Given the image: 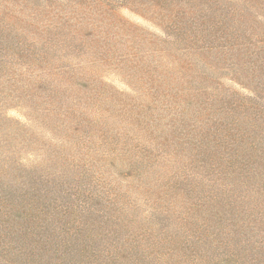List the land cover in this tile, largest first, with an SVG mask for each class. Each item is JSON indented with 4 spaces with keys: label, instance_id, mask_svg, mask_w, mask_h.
I'll list each match as a JSON object with an SVG mask.
<instances>
[{
    "label": "rangeland",
    "instance_id": "1",
    "mask_svg": "<svg viewBox=\"0 0 264 264\" xmlns=\"http://www.w3.org/2000/svg\"><path fill=\"white\" fill-rule=\"evenodd\" d=\"M137 1L0 0V264H264L254 63ZM232 1L262 63L264 2Z\"/></svg>",
    "mask_w": 264,
    "mask_h": 264
},
{
    "label": "trees",
    "instance_id": "2",
    "mask_svg": "<svg viewBox=\"0 0 264 264\" xmlns=\"http://www.w3.org/2000/svg\"><path fill=\"white\" fill-rule=\"evenodd\" d=\"M261 1L264 2V0ZM123 2V4L118 6L120 10L128 7V5L138 9L137 0H123ZM232 3V0H147L149 5L147 9L153 14L156 12L162 15V24L167 28V30L163 29L164 35L167 36L166 40H170L173 43L191 45L195 54L200 56L199 59L213 60L217 54H220L222 60H225V57L228 56H223V54L228 49V53L232 56L235 54L238 59L235 60L233 58L236 66L237 63L241 65L242 60L254 63L252 67V73L255 70L253 82H256L257 89H261L263 95L261 100H264V59L262 63L255 64L256 60H250V57L246 56L245 48L247 46L241 39L245 34L242 35L243 32L233 25L236 13L231 6ZM240 4H235L237 10ZM238 12L243 16L248 15L247 9L238 10ZM261 24L262 22L260 21L259 27H261ZM75 30L78 32L79 27ZM170 31L173 33H169ZM207 43L209 45H206ZM259 44L260 47H264V39H260ZM252 46L257 47L255 44H252ZM259 54L261 53L255 52L253 58L254 55L259 56ZM226 55L228 54L226 53ZM219 58L216 56V59ZM241 71H243V74L249 72L244 69H241ZM245 100L246 102H243V106L246 109L248 107V104L246 105L248 98ZM249 100L255 101L252 98H249ZM258 104L260 106L258 110L264 109L261 102L258 101ZM213 200L215 201L214 198Z\"/></svg>",
    "mask_w": 264,
    "mask_h": 264
}]
</instances>
